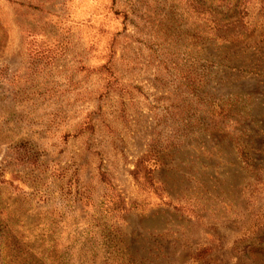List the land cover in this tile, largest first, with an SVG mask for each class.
<instances>
[{
  "label": "rangeland",
  "instance_id": "obj_1",
  "mask_svg": "<svg viewBox=\"0 0 264 264\" xmlns=\"http://www.w3.org/2000/svg\"><path fill=\"white\" fill-rule=\"evenodd\" d=\"M0 264H264V0H0Z\"/></svg>",
  "mask_w": 264,
  "mask_h": 264
},
{
  "label": "trees",
  "instance_id": "obj_2",
  "mask_svg": "<svg viewBox=\"0 0 264 264\" xmlns=\"http://www.w3.org/2000/svg\"><path fill=\"white\" fill-rule=\"evenodd\" d=\"M207 110V111H206ZM203 111H206V118L205 122L202 121V129H208L209 128H215L217 123L220 122V116H224L227 111L222 107H217V109L213 110L211 108H206ZM205 116V114H204ZM25 143L21 145V153L27 152L28 148L24 147ZM19 149V148H18ZM19 152V151H18ZM160 155L158 153L152 152V147L147 148L143 153H141L136 160L133 163V168L130 171V174L134 181L138 184L139 188L141 190H146V184L149 183L148 176L152 173L153 169L160 166ZM159 164V165H158ZM115 197L118 199L113 204V209L124 211L126 210V206L123 200V197L119 192L113 191ZM4 230H1V233H3Z\"/></svg>",
  "mask_w": 264,
  "mask_h": 264
}]
</instances>
